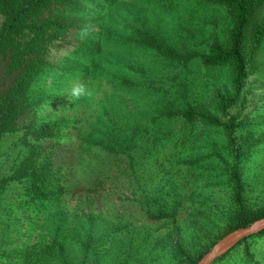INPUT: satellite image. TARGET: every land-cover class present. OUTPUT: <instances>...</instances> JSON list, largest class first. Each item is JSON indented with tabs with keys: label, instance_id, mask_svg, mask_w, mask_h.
<instances>
[{
	"label": "rangeland",
	"instance_id": "rangeland-1",
	"mask_svg": "<svg viewBox=\"0 0 264 264\" xmlns=\"http://www.w3.org/2000/svg\"><path fill=\"white\" fill-rule=\"evenodd\" d=\"M79 4L82 11L78 19L84 28L56 44L50 58L52 67L36 83L33 102L47 120L51 117L48 114L59 112L61 98L71 93L69 85L77 74L87 71L91 78L104 79L93 95L71 98V111L66 114L71 115L74 106L97 104L101 109L96 138L118 150L128 149L135 157V173L124 172L118 183H105L100 192L105 205L97 198L93 205L67 214L75 224L88 217L94 221L96 257L108 259V263L121 264L128 259L129 264H178V259L166 255L164 239L172 224L151 220L148 214L170 212L172 202H182L178 225L186 251L195 254L225 228V221L213 209L223 210L226 204L227 172L233 159L221 129L169 118L168 112L191 107L211 110L212 97L220 90L233 96L232 68L208 66L203 59L212 54L214 42L227 40L233 26L231 13L202 0H83ZM101 7H106L102 13L95 11ZM135 19L146 22L154 34L191 57L190 62L124 45ZM2 20L0 15V26ZM92 50L96 56L89 59ZM256 67L229 115L237 122H246V131L258 130L260 136L264 135V43ZM4 68L0 64V75ZM123 79L134 86L124 85ZM104 89L109 93L106 98ZM215 115L226 122V117ZM238 139L241 143L242 135ZM13 142L8 137L0 148V176L13 165ZM250 169L247 199L254 208H262L264 163ZM205 199L212 202L206 201L207 211L201 206ZM15 202L8 211L0 207V264H21L25 256H34L32 251L53 239L52 228L44 224L43 216L34 218V207L20 208L21 203ZM70 203L74 208L77 199ZM13 217L20 222L14 223ZM251 242L256 260L264 264V234ZM97 252L91 248V257ZM244 260L242 249H236L220 264H244Z\"/></svg>",
	"mask_w": 264,
	"mask_h": 264
},
{
	"label": "trees",
	"instance_id": "trees-1",
	"mask_svg": "<svg viewBox=\"0 0 264 264\" xmlns=\"http://www.w3.org/2000/svg\"><path fill=\"white\" fill-rule=\"evenodd\" d=\"M81 1L0 0V15L3 18L0 26V64L5 67L0 75V148L6 138L11 137L16 155L12 167L0 176V207L8 211L15 201L21 203L20 208L27 205L34 207V218L43 216L44 224L51 226L53 233L50 242L40 250L32 251L34 256H25L21 264H107L108 259L96 257L97 248L92 243L93 234L97 232L94 221L88 217L75 224L67 213L93 205L92 201H97V198L105 205V196L100 194L105 183H118L124 172L135 173V157L128 149L118 150L96 138L95 125L99 123L101 109L98 110L97 104L90 108L74 106L72 114H66L71 111V98L93 95L96 85L101 81L104 84V79L91 78L87 71H78L79 74L69 85L71 93L61 98L59 112L55 116L54 113L48 114L51 117L47 120L40 116L41 111L33 102L36 83L52 67L50 58L56 44L84 28L78 19L82 11ZM202 1L226 8L233 19L227 40L214 42L212 54L203 57L208 66L232 68L233 96L226 90H220L212 97L211 110L193 107L170 110L168 117L221 129L226 135V148L233 160L227 172L226 204L223 210L218 207L213 209L225 221V228L195 254L188 253L183 245L182 230L178 225L182 202H172L170 212L148 214L151 220H167L172 224L164 239L167 243L166 255L178 259V264H197L225 235L264 218V207L254 208L247 199L250 168L258 169L264 163V135L259 136L258 130L246 131V122H237L229 115L230 109L244 94L250 73L257 68V55L264 43V0ZM106 7L95 11L102 13ZM128 29L130 38L124 45L152 50L182 63L190 62L191 57L154 34L146 22L135 19L134 25ZM89 54V59L96 56L93 50ZM123 84L134 86L127 79H123ZM103 92L106 98L108 89ZM213 110L217 115L226 117V122L221 121ZM241 135L240 143L238 138ZM120 160L125 163L124 166ZM78 188H82V192H77ZM95 192L98 193L96 196ZM12 197L15 198L13 202L7 201ZM24 198L29 202H24ZM73 198L77 199V204L71 208ZM204 201L201 206L207 211L206 201L212 202L210 199ZM15 217H20V214ZM13 219L14 223L20 222L18 218ZM263 234L261 232L243 240L214 264L225 262L236 249H242L244 264H261L252 252L251 239ZM91 248L97 252L94 257L90 254ZM123 254L129 255L127 251ZM121 264H129V260Z\"/></svg>",
	"mask_w": 264,
	"mask_h": 264
},
{
	"label": "water",
	"instance_id": "water-1",
	"mask_svg": "<svg viewBox=\"0 0 264 264\" xmlns=\"http://www.w3.org/2000/svg\"><path fill=\"white\" fill-rule=\"evenodd\" d=\"M264 232V218L253 222L248 227L239 228L225 235L200 259L197 264H214L221 257L228 254L243 240Z\"/></svg>",
	"mask_w": 264,
	"mask_h": 264
}]
</instances>
